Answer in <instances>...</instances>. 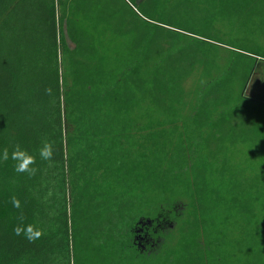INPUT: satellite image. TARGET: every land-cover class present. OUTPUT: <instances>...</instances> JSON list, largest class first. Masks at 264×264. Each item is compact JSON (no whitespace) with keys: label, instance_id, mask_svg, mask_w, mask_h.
<instances>
[{"label":"trees","instance_id":"obj_1","mask_svg":"<svg viewBox=\"0 0 264 264\" xmlns=\"http://www.w3.org/2000/svg\"><path fill=\"white\" fill-rule=\"evenodd\" d=\"M260 62L264 0H0V149L36 169L0 162V264H264ZM181 198L145 252L136 226Z\"/></svg>","mask_w":264,"mask_h":264},{"label":"clouds","instance_id":"obj_2","mask_svg":"<svg viewBox=\"0 0 264 264\" xmlns=\"http://www.w3.org/2000/svg\"><path fill=\"white\" fill-rule=\"evenodd\" d=\"M37 151L42 161L49 163L52 162L53 145L49 141L42 140ZM10 159L15 162L14 170L16 173L34 174L36 169L32 165L35 163V157L26 149H23L19 145H16L11 152H9L8 148L0 149V162H6ZM12 205L14 208H20V202L15 198L12 199ZM14 234L16 236H22L29 242H33L42 235V231L33 225L25 224L23 219H21L18 225L14 228Z\"/></svg>","mask_w":264,"mask_h":264},{"label":"rangeland","instance_id":"obj_3","mask_svg":"<svg viewBox=\"0 0 264 264\" xmlns=\"http://www.w3.org/2000/svg\"><path fill=\"white\" fill-rule=\"evenodd\" d=\"M70 46L73 47L72 44H70ZM198 81L199 73L190 78L185 83L186 91H193L196 88ZM247 96L253 99L264 101V62L259 63L257 70L249 84ZM234 152L235 153H233V158L241 162H243L248 155L247 149L243 147L238 148V150ZM176 201L177 202H175V210L173 211L172 216L167 220L165 224V227L168 229V233L165 235L164 240L161 242V247L162 245H164V247L170 248L175 246L177 242V228L180 219L183 218L182 216H184L182 215V213L185 211L186 200L181 198ZM177 213L180 214L177 216ZM171 225L173 226L172 229L170 228Z\"/></svg>","mask_w":264,"mask_h":264},{"label":"flooded vegetation","instance_id":"obj_4","mask_svg":"<svg viewBox=\"0 0 264 264\" xmlns=\"http://www.w3.org/2000/svg\"><path fill=\"white\" fill-rule=\"evenodd\" d=\"M179 214L180 213H177V216ZM171 216L172 213L164 217L159 216L158 218H156V220H142L139 225L136 226L135 230V242L137 243V245L139 247L142 246V249L145 252H153L158 247V245L161 244V242L164 240L165 235L168 233V229L165 227V224ZM170 228L172 229L173 226L171 225ZM157 234L158 237L154 238L153 235Z\"/></svg>","mask_w":264,"mask_h":264}]
</instances>
